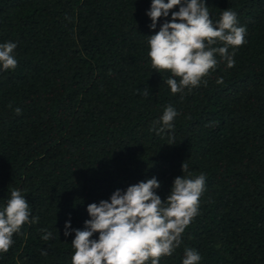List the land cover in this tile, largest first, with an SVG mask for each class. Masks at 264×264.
<instances>
[{
  "label": "trees",
  "instance_id": "obj_1",
  "mask_svg": "<svg viewBox=\"0 0 264 264\" xmlns=\"http://www.w3.org/2000/svg\"><path fill=\"white\" fill-rule=\"evenodd\" d=\"M202 2L214 23L236 12L245 43L234 67L217 54L206 83L172 94L148 57L165 22L150 28L152 0H0V44H17V67L0 66V210L13 189L30 209L0 264H71L88 205L153 177L163 201L184 162L205 190L160 264H182L185 248L199 264H264V0ZM168 105L174 128L149 131Z\"/></svg>",
  "mask_w": 264,
  "mask_h": 264
},
{
  "label": "clouds",
  "instance_id": "obj_2",
  "mask_svg": "<svg viewBox=\"0 0 264 264\" xmlns=\"http://www.w3.org/2000/svg\"><path fill=\"white\" fill-rule=\"evenodd\" d=\"M178 7V11H172ZM171 12V20L167 18ZM155 30L158 21L165 22L148 40L151 68L157 73L168 72L165 82L172 94L190 93L206 83L205 78L218 64L217 54L234 67L235 50L245 43L246 28L237 26L236 12L222 11L217 22L210 18L209 8L202 0H152L146 13ZM223 46L216 47L217 44ZM17 47L11 41L0 44V66L4 71L14 70L17 60L13 53ZM229 48L233 51L229 53ZM218 84L223 79L217 80ZM149 95L148 89L141 93ZM11 108V105H9ZM21 114L19 107L14 109ZM180 115L168 105L162 116L153 121L149 131L157 135L174 128ZM172 139L169 143H172ZM182 175L175 178L168 197L162 201L156 194L161 187L153 177L129 186L126 191L117 189L110 200H101L87 207L90 219L83 230L72 229L75 238L71 245L74 254L71 264H160L161 257L171 256L182 243V234L198 215L199 201L205 190L206 177H192L188 164H182ZM29 203L19 190L11 191L7 205L0 210V253H7L13 244V235L29 221ZM38 218H33L36 223ZM66 222L64 236L71 234ZM44 241L52 237L47 229ZM98 234V239H93ZM42 252V255H46ZM201 256L195 249L185 248L182 264H199Z\"/></svg>",
  "mask_w": 264,
  "mask_h": 264
}]
</instances>
